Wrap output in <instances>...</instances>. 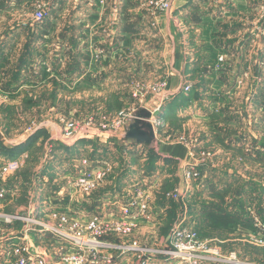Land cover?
<instances>
[{
    "label": "crops",
    "instance_id": "crops-1",
    "mask_svg": "<svg viewBox=\"0 0 264 264\" xmlns=\"http://www.w3.org/2000/svg\"><path fill=\"white\" fill-rule=\"evenodd\" d=\"M38 1L0 0V14L16 10L15 14L11 15L18 17H10L8 13L7 17H1L0 21H3L6 26L14 25V23L20 24L23 16ZM47 1L49 2L50 16L44 23L32 26L34 43L32 52L34 56L44 53L48 57H53L55 71L65 72L67 83L71 84L78 80V74H81L82 80L78 81L81 83L99 81L101 85H104L106 80L111 82L112 80H121L124 87L127 83L138 81V78L149 80V78L158 75L164 76L171 73L169 84L171 97L167 101L165 100L166 102L151 97L152 103L156 101L159 104L161 108L159 117L161 120L164 119L169 126L171 125L170 127L175 126L177 131L183 132L182 134L196 135L202 139L203 145L207 144L213 148L217 164H215L216 166L209 164L204 166L209 168L211 180L216 176L214 173L217 172V169L222 168V165L227 171L231 170L235 161L238 160L239 154L240 156L245 155L243 161H248L251 158V154L243 153L245 141L242 140L246 135L254 138L258 136H255V131L245 128L248 127L247 120L252 124L255 118H260V129L257 130L260 132V137H258V140L260 139L258 155L260 154V156L256 154L254 156L264 160V31L260 30L259 35L247 32L242 37L238 34L229 35L228 31L224 34L220 29L221 25L228 24L225 22L233 19L231 15L238 11L250 10L254 6L250 0H227V2L223 0V4H220L222 0H172L171 12L156 18H153L146 10L144 4L146 0ZM229 1H232L231 6L228 4ZM153 20L157 22V27L151 26ZM7 35H9V31ZM7 35L0 38V63L3 60L2 57H8L7 47L11 44L12 38L9 40ZM43 37H47L49 40L46 41L47 38L43 39ZM225 37L234 41L235 44L227 45L230 41L225 42ZM41 38L48 42L49 46L46 49L42 48L46 44L41 45ZM233 48L235 50H232ZM220 57H224V61H220ZM64 58L68 61L69 66H66V62L63 65ZM25 61L23 60L21 65H24ZM218 64H220L219 68ZM233 69L234 72H231ZM245 71H250L253 75L251 83L247 86L248 94L239 97L241 101L245 102L242 114L245 125L237 132L231 127L225 131L223 130L224 126L233 124L235 119L233 115L240 108L230 103L232 100L226 103L229 106H234L231 110L227 109L229 106L221 107L220 103L224 101L221 96L227 92L231 94L232 90L240 88L237 87L236 77L239 78ZM231 73H234L233 81ZM138 74H142L143 77H138ZM188 83L192 84L191 90L177 93L180 86ZM252 92L257 97L254 98L257 99L255 101L252 99L253 97L249 99ZM214 118L215 121L220 119V122H223V124L218 123L221 128H217V131L214 130V125L212 126ZM203 122L209 124V128L203 126L201 124ZM197 124L201 125L198 127ZM151 125L153 127L149 120H144L133 128L132 134L128 129L125 137L119 136L107 143H125L126 145L135 143V146L142 145L146 149H156L163 158L161 164L165 165L161 168L163 170L161 171L163 172L162 181L169 174H175L177 176L175 184L184 188L183 170L189 162L195 159L191 158L188 147L183 143L165 142L158 145L160 141L156 136L155 140L151 139ZM144 126H146L145 129ZM47 131L48 138L51 139L59 133V126L56 124L53 127L50 126ZM42 137V133L34 136L37 139ZM227 137L228 139H226ZM94 142L104 143L103 140L94 137L83 138L73 144L57 142L56 157L54 156V159L48 162L42 161L38 164L39 172H42L44 176L39 177V182L42 184L35 181L37 189L33 187L30 190L29 198L33 205L32 207L28 206L27 213L34 210L47 212L51 197H56L63 192L62 174L64 169L69 167L72 161L69 159L72 154L81 150L85 153L84 155H89L91 158H103V153L97 151ZM3 143L9 149L14 148L13 145H8V142ZM129 148L133 149V146L130 145ZM9 149H6V154L1 156L0 161H8L14 158L13 156H20L19 154L22 152L21 150L17 155H13L8 153ZM115 163L112 162L114 168H116ZM228 173L229 176H233L232 170ZM45 176H48L49 179L47 183L44 179ZM241 177L244 176L241 175ZM230 179L232 180V178ZM247 179V177L244 178V181ZM130 180L131 176L122 184L115 183V186L107 185L105 182L94 193L93 204L87 199L79 197L72 201V205L80 206L90 212L100 211L102 202L118 197L121 194V185H127ZM249 182L252 183L250 180ZM8 186L13 189V193L0 205L1 213H9L12 201H20L15 198L19 194V186L13 184L11 179ZM183 215L187 217L188 211H184ZM235 224L242 232L245 228L248 230V223L244 219L238 220ZM4 225L8 228L11 237L23 236L22 224L19 228H16L15 225L11 226V224ZM14 240L18 241V239ZM31 242L36 249L48 251L52 255L56 250L55 243L49 237L39 239L35 234L32 236ZM10 249L11 245L8 243L2 246L0 264H13V258L8 254ZM50 264L59 263L53 259Z\"/></svg>",
    "mask_w": 264,
    "mask_h": 264
},
{
    "label": "rangeland",
    "instance_id": "rangeland-1",
    "mask_svg": "<svg viewBox=\"0 0 264 264\" xmlns=\"http://www.w3.org/2000/svg\"><path fill=\"white\" fill-rule=\"evenodd\" d=\"M223 2L222 0L220 4H223ZM250 2L254 3V6L246 12L238 11L231 15L233 19L225 22L228 24L220 26L221 32L225 34L228 31L229 35L238 34V36L243 37L247 32L259 35L260 30L264 31V0H250ZM231 3L232 1L228 2L229 6H231ZM35 6L36 3L34 7L31 6L28 13L35 10ZM15 12L16 10H9L3 15L0 14V18H6L8 13L12 17L13 15L11 14H15ZM28 13L23 16L20 24L14 23V25L6 26L3 21H0V38H2L1 36L5 37L8 31L9 40L12 38L11 44L7 47L8 57L6 58L8 59L4 56L0 63V158L6 154V149H9L3 142L13 145L12 147L14 148H10L9 152L7 151L10 154L17 155L21 150V154L26 153L22 157V163L18 170L10 178L13 184L19 186L20 189L18 196L15 197L20 201H12L10 205L11 211L9 214L11 215L26 214L28 206L32 207L33 205L29 198L30 190L33 187L36 188L37 184L34 182H39V177L44 176L42 172H39L38 164L42 161H49V134L47 130L55 124L60 125V116L63 114H72L78 118H84V116L90 114L96 116L105 115L110 118H117L119 115L137 116V118L130 120L125 125V131L127 132L130 125L138 120V117H142L143 121L152 120L159 104L156 101L152 103L151 97L161 100V97L157 94L147 91L142 95L144 101H141V94L138 92L137 87L140 84L147 85L166 81L170 91L169 84L172 76L171 73H168V75H158L149 78V80L138 78L136 82H130L126 85L124 83L125 86L123 87L121 80H112V82L106 80L104 85H101L99 81L96 83H81L78 81H81L82 77L80 78L81 74H78V80L69 84L66 81L67 75L65 72L55 71L53 57H48L44 53L34 56L32 52L34 50L32 26L36 25H31L30 23V26L24 25ZM48 16H50V12ZM13 17L18 18L16 15ZM151 26H158L155 20L152 21ZM43 39L41 38V45L46 44L42 47L46 49L49 46L46 41L49 39L47 38L46 41ZM225 39V42L230 41L227 45L235 44L228 37H225ZM258 47L260 48V45ZM232 50L235 49L233 48ZM46 52L48 51L46 50ZM66 58L69 59L68 57ZM66 58L63 60V65L66 62V66H69L68 61L65 60ZM23 60L26 61L24 65L22 64V67L21 62ZM231 72H234V69ZM230 75L233 81L234 73ZM137 76L141 77L142 74ZM252 76L250 71L243 72L239 78L238 76L236 77L237 87L240 88L232 90L231 94L227 92L224 96H221L224 100L223 103H220L222 104L220 105L221 107L226 108L229 106L226 103L232 100L230 103L240 108L233 115L235 116L233 118L236 119L233 120V124L225 125L223 130L228 131L231 127L236 129L237 132V130L244 127L245 121H243L242 114L245 102L241 101L239 97H244V95L248 94L247 86L251 83ZM116 81L121 83L118 84ZM258 88L260 89V87ZM251 98H257L253 92L249 99ZM233 105L227 107V109L231 110V108H234ZM255 111L257 112V110ZM160 115L161 108L157 111V117ZM218 123L223 124L220 119L215 121L214 118L212 126L214 125L215 131H217V128H221ZM33 124L38 129L34 134H29L27 129ZM201 124L209 128V124L204 122ZM201 124H197L198 127ZM170 126L162 119L158 127L160 139L158 145L165 142L170 144L183 143L188 147L191 158L201 164L198 167L200 168L198 169L199 173L192 181L193 190L187 194L185 201L175 198V195L183 190V187L175 184L177 178L175 174H169L162 181L163 172L161 171L163 170L161 168L165 165L161 164L163 158L156 149L139 148L137 145L135 146V143L129 145L125 143H107L109 139L104 141L105 144L101 143L102 145L93 143L97 151H100L99 153L101 154L103 153V159L111 163L113 161L116 162V165H114L116 168L113 167V173L111 172L105 181L107 185L115 186L117 182L122 184L131 176L130 182L128 181L129 185H121V193L125 192L126 187L136 183L149 187L151 207L158 216L154 222L136 231L131 236H117L115 240L120 242L137 240L138 242L157 247L169 240L168 238L173 228L183 216L184 211H188L187 222L196 226L202 238L216 240L223 251H238L245 260L264 264V160L254 156L260 153V139L258 140L260 132H257L260 129V118H255L252 124L247 120L248 127H245L246 129L249 128L250 131H255V136L258 137L254 138L246 135L242 140L245 142L244 148L241 149L244 154H251V158L248 161H243L245 155L240 156L239 154L238 160L235 161L234 167L231 168L233 176H229L228 171L231 170L228 169L227 171L225 166L222 165V168L220 170L217 169V172L214 173L216 176L212 180L210 179L211 177L209 178V168L204 166L207 164L216 166L217 161L213 148L207 146V144L203 145L202 139L196 137V135L182 134L183 132L177 131L175 126ZM40 133H42V138H34L35 135ZM122 136L125 137V133L121 134ZM248 141L253 143L250 151L246 147V142ZM130 145L133 146V149L129 148ZM15 148H17V151ZM77 153L72 154L69 160H73L72 157L75 155L85 154L81 150L77 151ZM13 157L16 158V156ZM4 162L0 161V166ZM241 175L244 177H241ZM246 177L248 179L244 181ZM182 181L183 186H185L184 170ZM228 182L234 184L230 185ZM39 183L42 184V182ZM240 219L247 221L248 230L246 228L243 232L239 230L235 223ZM22 221L18 219L10 224L11 226L15 225L16 228H19L20 224H22L24 229L25 222ZM3 223L4 221H0V225ZM256 225H260V227Z\"/></svg>",
    "mask_w": 264,
    "mask_h": 264
},
{
    "label": "built area",
    "instance_id": "built-area-1",
    "mask_svg": "<svg viewBox=\"0 0 264 264\" xmlns=\"http://www.w3.org/2000/svg\"><path fill=\"white\" fill-rule=\"evenodd\" d=\"M144 4L153 18L170 13L173 5L172 0H146ZM48 14L49 2L39 0L35 10L28 13L24 25L42 24ZM220 61H224V57H220ZM191 89L192 84L188 83L180 86L177 93ZM137 90L141 94V101H144L142 95L147 91L157 94L162 101L171 97L166 81L140 84ZM157 111L153 118L150 116L152 120L149 121L153 124L157 140H160L158 127L162 120L157 117ZM134 118L137 116L119 115L110 118L90 114L78 118L63 114L59 118V133L49 139V160L54 159L57 142L73 144L87 137L111 140L126 134L125 125ZM138 119L142 120V117ZM37 129L33 124L27 132L34 134ZM246 147L250 151L253 143L246 142ZM25 154L5 161L0 166V205L13 193L8 183ZM200 165L197 160L186 165L185 186L175 195L176 199L185 201L187 194L193 190L192 181L199 173ZM112 169V163L103 158L95 159L89 155L73 157L62 174L63 192L51 197L47 212L34 210L23 215L0 212V221H4L0 225V250L5 243L11 245L8 254L13 258V264H50L53 259L59 264H257L245 260L238 251H223L214 239L202 238L196 226L187 222L184 215L173 228L169 240L157 247L137 240L116 241L117 236H131L154 222L158 216L151 207L150 188L138 183L126 187L125 192L118 197L103 201L100 211L90 212L72 205V201L79 197L93 204L94 193L105 184ZM44 179L46 183L49 181L48 176ZM18 219L25 222L24 234L11 237L4 224ZM33 234L39 239L51 238L56 245L54 254L36 249L31 242Z\"/></svg>",
    "mask_w": 264,
    "mask_h": 264
},
{
    "label": "water",
    "instance_id": "water-1",
    "mask_svg": "<svg viewBox=\"0 0 264 264\" xmlns=\"http://www.w3.org/2000/svg\"><path fill=\"white\" fill-rule=\"evenodd\" d=\"M140 122H144L143 120H141V119H138L136 122H134L133 124H131L130 125V130L131 131H129V132H131V134H132V131H133V128L136 126V125H138V124H140ZM146 126H150V125H146ZM146 126H144V129L146 128ZM129 134V133H128ZM150 134H151V139H153V140H155V132H154V129H153V127H152V125H151V127H150Z\"/></svg>",
    "mask_w": 264,
    "mask_h": 264
}]
</instances>
